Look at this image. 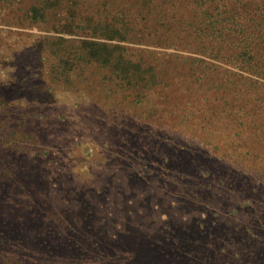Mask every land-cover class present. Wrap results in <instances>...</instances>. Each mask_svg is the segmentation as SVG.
Masks as SVG:
<instances>
[{"label":"rangeland","instance_id":"rangeland-1","mask_svg":"<svg viewBox=\"0 0 264 264\" xmlns=\"http://www.w3.org/2000/svg\"><path fill=\"white\" fill-rule=\"evenodd\" d=\"M31 5L44 1L0 0V264H264V120L241 118H264L259 96L233 120L172 77L152 90L82 75Z\"/></svg>","mask_w":264,"mask_h":264},{"label":"trees","instance_id":"trees-1","mask_svg":"<svg viewBox=\"0 0 264 264\" xmlns=\"http://www.w3.org/2000/svg\"><path fill=\"white\" fill-rule=\"evenodd\" d=\"M43 1L44 6L31 5L25 11L26 19L38 24L52 17V29L62 28L66 35L53 42L65 48L52 54L59 62L70 59L82 75L81 66L101 67L112 70L120 83L152 90L167 89L166 82L177 79L188 99L199 97V104L210 109L219 105L233 120L234 109L247 107L245 96L254 102L259 96L264 105V96L257 92L263 90L258 81L264 80V0ZM76 32L83 38L71 39ZM126 41L166 49L169 60L157 61L147 52L143 61L140 50L122 45ZM209 60L224 61L230 68L218 70ZM194 99L185 107H197ZM250 109L242 119L264 120ZM56 232L50 229L48 234L54 237Z\"/></svg>","mask_w":264,"mask_h":264}]
</instances>
